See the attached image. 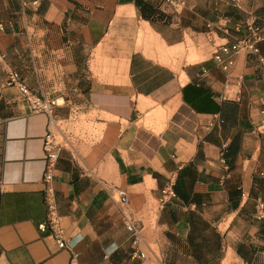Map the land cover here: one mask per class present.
Here are the masks:
<instances>
[{"label":"crops","instance_id":"crops-1","mask_svg":"<svg viewBox=\"0 0 264 264\" xmlns=\"http://www.w3.org/2000/svg\"><path fill=\"white\" fill-rule=\"evenodd\" d=\"M252 13L264 25V0H0V264H264V42L228 70L213 54ZM204 38L205 59L160 62ZM13 71L53 115L8 84ZM50 131L64 142V248L40 229Z\"/></svg>","mask_w":264,"mask_h":264},{"label":"built area","instance_id":"built-area-1","mask_svg":"<svg viewBox=\"0 0 264 264\" xmlns=\"http://www.w3.org/2000/svg\"><path fill=\"white\" fill-rule=\"evenodd\" d=\"M235 1V0H233ZM245 28V33L241 39L233 43L219 44L214 51V59L224 69L228 70L233 64V56L240 52H248L252 54H260L261 44L264 42V25L259 22V17L256 13L250 14L242 25ZM214 31H224L229 33L227 22L219 20L216 24L210 25ZM263 60V58H262ZM9 85L18 87L22 98L28 103L30 108L36 112H46L50 115L54 114L56 102L46 99L33 90L22 80L20 75L13 71L10 72L8 78ZM257 129L264 132V109L260 112V118L257 124ZM64 148L63 139L59 138L53 131H50L45 139V199L47 204V219L46 222L40 225V229L45 232L48 228L51 229V234L57 241L61 248L74 246L73 240L65 238V229L60 223L57 214V202L53 188L54 170L60 160L62 150ZM175 179H171L168 184L161 190L160 205L165 207L176 198ZM120 201L123 205L129 203L128 193L120 192ZM259 218H264V202H260L258 208ZM126 224L129 231L134 236L139 234L136 221L132 218L126 217Z\"/></svg>","mask_w":264,"mask_h":264},{"label":"rangeland","instance_id":"rangeland-1","mask_svg":"<svg viewBox=\"0 0 264 264\" xmlns=\"http://www.w3.org/2000/svg\"><path fill=\"white\" fill-rule=\"evenodd\" d=\"M210 40L204 38L198 42L187 41L184 46V49L178 52L173 53L169 56H161L159 55V60L164 65L169 66L175 71L181 70L184 65L188 63H192L195 61L203 60L208 55V50L210 47ZM157 49V47H155ZM187 81L184 80L183 82ZM151 126H155V122L149 123Z\"/></svg>","mask_w":264,"mask_h":264},{"label":"bare ground","instance_id":"bare-ground-1","mask_svg":"<svg viewBox=\"0 0 264 264\" xmlns=\"http://www.w3.org/2000/svg\"><path fill=\"white\" fill-rule=\"evenodd\" d=\"M145 40H146V38L144 39V41H140V42H139L140 46H144V44H145Z\"/></svg>","mask_w":264,"mask_h":264}]
</instances>
